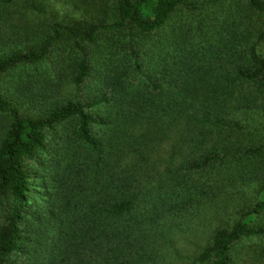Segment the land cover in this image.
Listing matches in <instances>:
<instances>
[{
    "label": "trees",
    "instance_id": "16d2710c",
    "mask_svg": "<svg viewBox=\"0 0 264 264\" xmlns=\"http://www.w3.org/2000/svg\"><path fill=\"white\" fill-rule=\"evenodd\" d=\"M220 2L0 0V264H156L187 216L216 222L195 262L255 238L264 264V26L218 64H146Z\"/></svg>",
    "mask_w": 264,
    "mask_h": 264
},
{
    "label": "rangeland",
    "instance_id": "374dc122",
    "mask_svg": "<svg viewBox=\"0 0 264 264\" xmlns=\"http://www.w3.org/2000/svg\"><path fill=\"white\" fill-rule=\"evenodd\" d=\"M55 7L60 11L67 9L58 2L55 3ZM201 18L204 23L203 29L207 31L205 37H199L196 33L199 24L197 17L178 12L159 32V40L164 43L170 40V43L164 46V50L159 52L158 56L147 59L146 64H155L157 61L172 64L173 61L182 59L193 63L218 64L230 59L228 56L233 59L232 51L240 50L245 54L247 46L254 41L257 30L261 25L264 26V16L251 11L240 0H221L208 16L202 15ZM238 42H242L243 47H235ZM259 51L264 55V41L260 44ZM241 200L242 203L253 201L250 193L244 192L240 200L233 198L230 204L231 206L239 204ZM188 217H176L175 223L180 226L177 227L179 232L171 242L166 243L167 247L156 264H199L195 262V258L205 244L207 233L216 222L206 221V224H200L199 216ZM258 245L259 241L255 238L241 241L236 247L237 264H262L256 253Z\"/></svg>",
    "mask_w": 264,
    "mask_h": 264
}]
</instances>
